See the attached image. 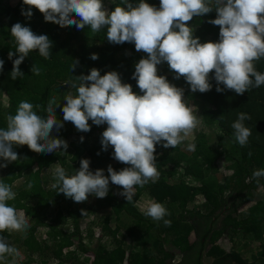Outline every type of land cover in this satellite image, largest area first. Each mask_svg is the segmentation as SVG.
Returning a JSON list of instances; mask_svg holds the SVG:
<instances>
[{
	"label": "trees",
	"instance_id": "obj_1",
	"mask_svg": "<svg viewBox=\"0 0 264 264\" xmlns=\"http://www.w3.org/2000/svg\"><path fill=\"white\" fill-rule=\"evenodd\" d=\"M146 2L159 7V0ZM103 3L111 11L120 5V0H103ZM22 9H28L23 0H0V59L4 61L0 71V128H6V115H14L21 101L46 108L55 98L60 105L55 109L56 118L64 126L59 132L53 131L52 136L65 140L68 148L45 154L34 152L27 145H14L18 160L0 168V180L16 193V199L9 203L23 211L31 224L26 233L12 234L10 230L0 233L7 240L14 235V247L24 254V257H7V264H67L78 255L85 256L87 264H264V249L245 256L237 248L238 239H252L258 245H264V177L259 183L250 179L255 170L264 169V85L252 87L242 95L227 89L217 92L214 73H210L212 89L193 93L183 77L173 78L175 73L166 62L158 65L157 74L184 89L186 101L203 105L201 123L217 126L216 143L211 144L205 132L196 131L192 138L185 139L175 148L157 144L154 155L159 179L155 183L150 181L143 188L137 186L132 202L128 203L120 195L122 188L119 195L111 194L110 190L117 187L113 184L102 199L108 203L102 223L107 224L108 212L116 221L125 214L130 218L132 239L127 242L122 235L121 239V227L115 224L107 232L111 238L108 246L98 241L90 248L86 237L93 236L92 223L81 224L90 209L84 202L76 203L55 192L48 185L49 171L55 166L51 171L54 174L55 169L62 166L68 175H73L84 158L90 161L92 172L102 159L112 162L116 171L129 165L113 158L111 146L107 151L102 150L100 141L104 128L89 120L90 131L82 134L63 121L64 98L77 94L76 89L65 82L75 80L74 76L88 75L92 68L98 69L101 75L116 71L123 83L130 84L134 92L142 95L133 73L135 64L147 54L137 52L133 43H110L106 30L93 33L89 26L83 30H77L74 25L61 27L46 22L34 7L31 8L33 15L28 19L21 15ZM215 18L213 11L189 22L201 43L219 41V26L207 22ZM17 22L30 27L37 35H47L53 46L48 59L40 56L38 50L30 52L19 65L24 75L13 80L10 73L18 54L9 59L8 53L15 52L17 47L10 34L12 25ZM93 53L98 59L90 58ZM75 61L79 64L71 72L70 66ZM33 64L41 68L39 75L31 72ZM255 67L264 73V58L255 62ZM239 113L251 116V120L244 123L252 134L243 147L236 142L232 128ZM223 141H227L228 146ZM190 143L195 144V151L188 150ZM221 159L226 163L220 176ZM0 163H4L2 158ZM29 182L33 185L31 189H28ZM145 192L149 193L152 202L166 207L169 215L164 219L171 221L170 226L137 209L136 202ZM41 227L45 232L38 237L36 231ZM35 254L38 260L34 258ZM0 264L5 262L0 261Z\"/></svg>",
	"mask_w": 264,
	"mask_h": 264
},
{
	"label": "clouds",
	"instance_id": "obj_2",
	"mask_svg": "<svg viewBox=\"0 0 264 264\" xmlns=\"http://www.w3.org/2000/svg\"><path fill=\"white\" fill-rule=\"evenodd\" d=\"M23 4L28 9H22L21 15L28 19L34 7L46 22L61 27L74 25L77 30L89 26L93 33L106 30L110 43H133L137 52L147 54L135 64L133 73L142 95L123 83L116 71L101 75L92 68L88 75L74 76L75 80L65 82L77 94L64 98L63 121L71 122L81 132L90 131L89 120L97 126L106 124L100 141L102 150L111 146L113 158L129 165L119 171L109 165L107 176L102 169L90 171L86 158L80 160V168L73 175H68L62 166L57 167L52 189L76 203L87 201L90 195L105 198L110 181L123 189L120 195L128 203L132 202L137 186L143 188L159 179L155 146L175 148L200 124L197 110L184 99V89L158 75V65L166 62L175 73L173 78L183 77L193 93L212 89L210 73H214L217 92L227 89L242 95L252 87L264 85V73L255 67V62L264 58V0H159V7L146 0H120V5L111 11L105 8L103 0H23ZM213 11L216 18L207 22L219 26V41L201 43L189 22ZM10 34L17 46L15 52L8 53L9 59L18 54L10 73L11 79L16 80L24 75L19 65L29 53L38 50L40 56L48 59L53 42L19 22L12 25ZM90 58L96 60L98 55L93 53ZM78 64L75 61L70 66L71 72ZM3 66L0 59V71ZM31 72L39 75L41 68L33 64ZM59 106L55 98L46 108L21 101L14 115H6V128H0V158L4 161L0 168L18 160L14 145H27L30 150L45 154L66 151L67 142L52 136L53 131L59 132L64 126L56 118L55 109ZM246 120H251V116L239 113L232 124L235 140L241 147L248 144L252 134L245 126ZM187 147L195 151L194 143ZM262 177L264 169H258L250 179L259 183ZM32 186L29 182L28 189ZM15 199L11 186L0 180V233H26L31 227L26 214L9 203ZM144 214L155 221L163 220L165 226L171 225L170 220L164 219L169 213L161 203H149ZM19 255L18 249L0 235V261L7 264V257Z\"/></svg>",
	"mask_w": 264,
	"mask_h": 264
},
{
	"label": "rangeland",
	"instance_id": "obj_3",
	"mask_svg": "<svg viewBox=\"0 0 264 264\" xmlns=\"http://www.w3.org/2000/svg\"><path fill=\"white\" fill-rule=\"evenodd\" d=\"M187 102L189 103V105L194 106V109H193L194 111L197 110L196 114L198 116H200V121H201V112L204 109L203 105H201V104L195 105V103H193L191 101H187ZM68 123L70 124V126L72 128L76 129L75 126L71 122H68ZM100 127H101V129L104 128V130H105L107 125L103 124V125H100ZM196 131L205 132L206 137L208 138L209 142L213 145L216 143L217 135L219 133H218L217 126H214V124L204 125L203 123L200 122V124L193 131V133H190L185 139L189 140L190 138H192ZM79 132H81V131H79ZM81 133L84 134L85 132H81ZM71 140H74V138H71L70 141ZM222 143L226 146H228V144H229L227 141H223ZM102 160H103L102 163L98 164L95 170L102 169V170H104V175L107 176L108 175L107 168L109 165H112V162L105 161L104 159H102ZM224 163H226V162H224L223 159H221L219 161V164H220L219 174H220V176H221V174H223L222 169L224 167ZM52 169L49 171L50 173L47 176V181L49 183L48 185H52L53 183H55L54 174L51 172ZM109 185H112L111 181L109 182ZM120 191H121V187L117 186L115 188V190H114V188H113V190H110V193L114 194V195H119ZM102 199L103 198H97L94 195H90L88 197V200L84 202V204L86 205V207L88 209H90V211L88 212L87 216L82 220L81 224H82V226H84L85 224L92 223L91 227H92V231H93V236L92 237H89V236L86 237L87 246L90 248L94 247V244H96L98 241L100 242V244H102L104 246H108L111 243V238L108 236L107 232L110 231L112 228H114L115 224H118V226L121 227V228H119V232H120L119 237L121 239H122V237H121V235H122L123 239L125 238V240H127V242H128L129 239H132V237H133V234H131V231H129V229H131L130 218L128 216H126L125 214H122L119 221H116L114 219V216L112 215V213L108 212V214L110 216L108 218L107 224L102 223V218L105 215L106 211L108 210L107 201H102ZM151 202H152L151 196L149 195L148 192H145L141 195L139 200L136 202V207L139 211L144 213L147 206ZM10 232L13 234L14 232L16 233L17 231H11L10 230ZM44 232H45L44 228L41 227L36 231V235L38 237H42ZM14 238H15L14 235H12L11 237L8 238V242L11 246L15 245V243L12 242V240ZM224 245L226 246V244H224ZM237 248H239L240 251L244 252L245 256H249L253 253L262 252V250L264 249V245H262V246L258 245L257 242H253L252 239H248V240L238 239ZM19 253H20L19 257H24L23 256L24 254L21 251ZM12 258H15V257H12ZM34 258L38 260L39 257H38V255L35 254ZM87 262H88V259H86L85 256L78 255V257L70 260L67 264H87Z\"/></svg>",
	"mask_w": 264,
	"mask_h": 264
}]
</instances>
